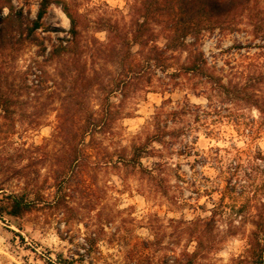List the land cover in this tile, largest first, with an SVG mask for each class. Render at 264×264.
Instances as JSON below:
<instances>
[{
  "label": "rangeland",
  "instance_id": "374dc122",
  "mask_svg": "<svg viewBox=\"0 0 264 264\" xmlns=\"http://www.w3.org/2000/svg\"><path fill=\"white\" fill-rule=\"evenodd\" d=\"M134 1L87 0L84 39H106L96 23L129 20ZM31 2L0 0V10L13 4L30 15L37 7ZM57 8L48 14L52 23H69ZM256 11L258 28L216 30L200 43L226 80L253 78L256 105L215 98L222 111L206 115L209 101L189 84L140 91L128 107L132 117L118 121L114 136L81 141L79 163H71L74 152L56 131L61 102L53 85L62 83L70 54L52 52L66 43L58 33H41L43 44L8 51L12 32H0L3 90L13 86L18 100L14 122L0 111V208L5 194H21L26 185L29 198L41 200L23 217L2 213L0 264H224L235 240L246 236L250 243L255 220L264 216V9ZM98 101L95 93L92 104ZM163 109L166 135L149 142L153 117ZM175 110L182 112L169 117ZM134 144H147L141 164L115 163Z\"/></svg>",
  "mask_w": 264,
  "mask_h": 264
},
{
  "label": "trees",
  "instance_id": "16d2710c",
  "mask_svg": "<svg viewBox=\"0 0 264 264\" xmlns=\"http://www.w3.org/2000/svg\"><path fill=\"white\" fill-rule=\"evenodd\" d=\"M237 3L238 0H162V3L160 0H135L129 20H101L96 23V31L107 32L104 40L93 36L86 41L83 31L87 25L82 19L76 26L79 46L73 49L67 44L61 45L52 52L53 57L70 54L66 69L61 72V86L54 84L53 93L61 102L56 131L74 152L71 163L80 162L78 147L87 136L94 141L99 135L110 137L116 134L118 121L132 117L133 109L128 107H131V100L140 91L150 92L162 87L172 92L189 84L191 88H188L193 89L197 96L205 95L209 101L203 109L206 115L212 111H222L214 103L215 98H224L234 105H256L253 78L248 75L241 81L226 80L218 66L200 48L204 36L216 30L235 31L242 24L258 28L257 6L247 16L234 15ZM7 7L10 12L0 19V23H3L0 32H12L8 49L15 51L17 45L22 43L21 38L31 32L33 25L22 8L16 9L13 4ZM43 14L42 11L41 17ZM161 16L165 18L163 22H159ZM68 18L71 21V17ZM35 26L39 27L40 21H36ZM183 54H186L184 60ZM159 74H163V77ZM2 78L3 73L0 72V111L5 120L14 122L18 100L12 94L15 91L13 86L3 90ZM200 84L203 85L201 88L198 86ZM95 93L99 101L93 105ZM114 96L119 98L114 101ZM187 108L190 109L191 105ZM163 111L159 110L153 117L154 131L148 136L149 142H162L166 135V127L162 124L166 112ZM181 112L169 111L168 115L170 117ZM219 117L223 118V115H217ZM202 120L209 122L207 116ZM213 130L210 132L213 133ZM147 144L132 145L130 155L126 154L127 148H124L122 156L115 163L125 166L141 164L148 149ZM4 198L0 217L4 212L13 217H23L41 203L40 198H29L28 185L25 192H12L5 194ZM259 217L255 220L256 230L250 235V244H253L251 264H257L258 259L264 258L258 255L264 254V248L259 247L264 235V216L261 214Z\"/></svg>",
  "mask_w": 264,
  "mask_h": 264
},
{
  "label": "clouds",
  "instance_id": "9594fccd",
  "mask_svg": "<svg viewBox=\"0 0 264 264\" xmlns=\"http://www.w3.org/2000/svg\"><path fill=\"white\" fill-rule=\"evenodd\" d=\"M160 2L162 3V0H160ZM33 3L37 7L31 12L30 15L28 9H25V14L29 15V19L32 21L33 26L31 28V32L29 31L26 37L21 38L23 45L26 46L33 41L43 44L44 41L41 33L45 35L48 33H58L60 40L64 41L70 48L75 49L79 46V33L76 31V26L84 17L88 15L89 5L87 4V0H32V2L29 4L30 8L32 7ZM57 6L62 8L64 13H66L65 19L71 17V21L69 23L59 25L52 23L48 14L57 11ZM254 6H257L258 9H264V0H238L233 14L247 16L254 11ZM42 11L44 13L43 17H41ZM9 12L10 9L7 7L0 10V19H3V17L7 16ZM164 19L165 18L161 16L159 22H163ZM36 21H40L39 27L35 26ZM42 24L46 25L47 32H45L43 27H41ZM189 39H191V37H189ZM4 47L5 45L3 41L0 40V58L6 55ZM8 51H11V49H8ZM33 52H35V49H33ZM47 54L48 53L46 51H41L42 56ZM177 147H179V145H177ZM171 159L175 160L176 158L172 157ZM257 163L260 162L257 161ZM213 179H215V177H213ZM236 223L238 224L239 221L237 220ZM221 227L227 228V225L224 224L221 225ZM259 247L264 248V239L260 241ZM252 250L253 244L248 243L246 236L241 237L234 241L233 245L228 249L227 252L223 253L224 264H228L230 257L236 258L233 264H249L251 260L250 251ZM258 255L264 257V254ZM257 264H264V258L258 259Z\"/></svg>",
  "mask_w": 264,
  "mask_h": 264
}]
</instances>
